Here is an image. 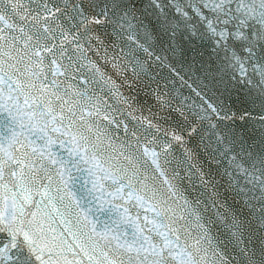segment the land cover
Here are the masks:
<instances>
[{
	"label": "snow or ice",
	"instance_id": "snow-or-ice-1",
	"mask_svg": "<svg viewBox=\"0 0 264 264\" xmlns=\"http://www.w3.org/2000/svg\"><path fill=\"white\" fill-rule=\"evenodd\" d=\"M0 264H264V0H0Z\"/></svg>",
	"mask_w": 264,
	"mask_h": 264
}]
</instances>
